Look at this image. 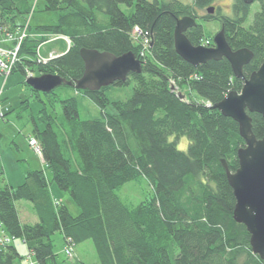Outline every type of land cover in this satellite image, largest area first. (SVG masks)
<instances>
[{
  "label": "trees",
  "instance_id": "16d2710c",
  "mask_svg": "<svg viewBox=\"0 0 264 264\" xmlns=\"http://www.w3.org/2000/svg\"><path fill=\"white\" fill-rule=\"evenodd\" d=\"M33 1L0 0V30L25 29ZM39 1L59 17L48 25L28 23L14 76L23 77L28 69L75 83L85 73L82 49L139 56L133 39L139 34L150 41L149 52L141 58L142 73H131L126 82L94 92L72 88L100 110L95 120H81L77 98L60 101L63 115L54 116L41 93L24 83L39 106L28 140L37 143L47 170H29L17 187L1 178L0 264H22L17 242L27 248L28 264H59L53 239L58 234L66 248L92 242L97 264H264L253 253L246 227L234 219L236 199L222 164L225 160L231 172L239 168L238 150L245 147L239 125L203 104L215 106L231 92L240 94L244 80L225 57L189 64L176 52L174 39L184 17L197 20L186 33L194 47L213 42L202 23H220L233 51L254 54L244 67L249 78L264 61V0H257L261 9L249 28L250 7L243 0H233L231 16L223 14L220 0ZM213 6L216 16L198 19V11ZM38 32L69 37L72 45L42 65L37 50L48 40L33 38ZM170 80L188 102L170 90ZM132 84L129 100L109 98L111 88ZM44 95L50 101L55 92ZM28 102L20 110L30 107ZM11 111L2 108V117ZM249 115L255 136L264 139V118ZM182 138L189 141L186 152L178 149ZM0 176L5 178L1 166ZM133 182H145L152 193L135 207L116 194Z\"/></svg>",
  "mask_w": 264,
  "mask_h": 264
},
{
  "label": "water",
  "instance_id": "95a60500",
  "mask_svg": "<svg viewBox=\"0 0 264 264\" xmlns=\"http://www.w3.org/2000/svg\"><path fill=\"white\" fill-rule=\"evenodd\" d=\"M255 0H244L248 5ZM214 8L209 9L213 14ZM190 17L177 21L174 33L175 50L189 64L197 67L209 61L227 58L233 65L237 79L244 80L241 93H229L219 104L213 106L223 116L233 119L239 125V132L245 141V147L238 150L239 168L231 172L225 160L222 161L228 182L236 199L234 219L246 227L250 234V244L255 255L264 260V139H257L253 132V120L249 114H258L264 118V61L260 68L248 79L243 69L254 58L248 49L233 51L229 46L225 31L222 29L214 38L215 47H194L186 33L196 27ZM81 57L85 64L83 77L75 83L57 75H41L27 79L33 90L51 94L60 87H71L83 91H100L116 82H126L131 73L141 74L143 65L134 53L115 57L108 52L82 49ZM171 91L177 97L188 102L186 96L172 86Z\"/></svg>",
  "mask_w": 264,
  "mask_h": 264
},
{
  "label": "rangeland",
  "instance_id": "374dc122",
  "mask_svg": "<svg viewBox=\"0 0 264 264\" xmlns=\"http://www.w3.org/2000/svg\"><path fill=\"white\" fill-rule=\"evenodd\" d=\"M148 1H154V0H148ZM181 1L185 4L192 3V0H181ZM232 1L233 0H220L218 4L223 9V14L229 16L232 15V7H231ZM259 10L260 7L258 4H255L251 7L250 15L245 25L246 27L251 26V24L254 21L255 14ZM127 13L130 14L131 11ZM203 14L204 13H202L201 15ZM58 17L59 14L57 13L46 12L44 3L38 1L36 13L31 18V25L40 26V25L53 24L57 21ZM202 24L204 26L206 33L207 34L210 33L212 39L220 32V24L218 22H210V23H202ZM24 31L25 30L23 29L15 32H9V34L2 33L0 34V40H5L6 43L10 45L9 46L10 49H12V47L16 48L17 44L15 42L18 41V39L21 36H23ZM37 34L35 33L31 35H33V38L39 40L42 39L44 36L48 38V43L46 44L43 42L41 43L43 47L42 52L44 55L48 54L47 57L62 54V52H65L69 48V46L72 45L70 38L66 36L58 35L53 37L50 34L48 35L39 32ZM49 38H52L51 41L49 40ZM3 48L5 47H3L0 44V59L2 56L1 53H3L1 50H3ZM244 69H243V74H244ZM33 74L38 75V73H33ZM1 75L2 72L0 70V76ZM4 75H6V82L3 85H1L0 82V101L3 99L4 96V102L0 104V112L4 107H6L7 109H11L12 111L9 112L8 115L6 116L8 119L7 121L4 119H0V121L1 123H3V125L10 127H13L12 123L16 124V129L22 132L21 136L26 140L27 145L30 147L29 149H31V151H28L26 149V155H28L32 159L31 167L34 166L36 168L37 167L36 162H39V158H38L39 150L37 148V144L33 145V142H31V140H28L27 137H28V131H31L32 128V117H35L33 110L38 107V98L34 96L33 93L26 86L13 85L11 73ZM39 76L41 75L39 74ZM6 84L10 85V87L7 88V86H5ZM132 91H133V84L129 87H123V88L113 87L108 92V96L112 101L125 102L131 98ZM178 92L183 93L182 91H180V89ZM185 95L186 94H184V96ZM39 97L41 101L45 102L48 105L50 113H52L54 116L62 117L63 115V109L60 101H64L71 98H77L79 103V113L81 120L89 121V120H95L101 118L100 110L90 100L85 98L82 94H78L72 88H68V87L58 88L55 91V96L53 97L50 96V101L48 97H46L44 94H40ZM51 97L52 100L55 101V103H53L52 105H50ZM27 100L29 101L28 103L30 107H26L24 108V110L18 109L21 103ZM8 103H12L13 107L10 108V105H8ZM107 111L110 114L114 113L111 105L108 107ZM5 134L7 136L11 135V133H9V130L7 129ZM9 141L12 142V140ZM188 147H189L188 139L182 138L180 143L178 144V149L182 152H186L188 150ZM26 155L24 157H27ZM45 170L47 169L45 168ZM46 174L48 175V177H50L49 172ZM1 178L5 180L4 177L0 176V183L2 181ZM116 194L124 204H126L127 206L135 207L138 206L143 200L150 197L152 193L149 186L145 182H133L117 190ZM59 196L61 199L63 198V196L60 193ZM64 199H65V203L71 204V200L68 198V195H65ZM28 211L30 214H34L33 208L30 206L28 208ZM53 239L55 240L54 250L58 254L59 264H97V258L93 249L92 242L83 244L77 247V249L76 248L71 249V247L66 248L67 246L63 244L62 235L58 234ZM17 246L23 258L21 263L28 264L27 248L24 245H22L20 242H17ZM68 251L72 253L68 254ZM32 264L35 263L33 262Z\"/></svg>",
  "mask_w": 264,
  "mask_h": 264
},
{
  "label": "crops",
  "instance_id": "0c3cea01",
  "mask_svg": "<svg viewBox=\"0 0 264 264\" xmlns=\"http://www.w3.org/2000/svg\"><path fill=\"white\" fill-rule=\"evenodd\" d=\"M1 45L5 48H9L10 46L7 43H3ZM47 55L48 54H45L44 56L46 57ZM19 81L20 80L18 79L17 82ZM8 105H10V108L13 107L12 103H8ZM20 106L18 107V109H20ZM38 108L39 106L35 108L36 110L34 109L33 111L36 112ZM7 120L8 119H6V121ZM12 126L13 127L5 126L0 121V166L3 168L5 173L4 183L9 184L12 187H17L23 183L24 176L29 170L36 169L45 171V168L47 169V166L39 158V162H36L37 167H31L32 159L28 155H26V149L28 151H31V149H29L30 147L27 145L26 140L21 136L22 132L16 129V124L12 123ZM6 129L9 130V133H11V135L7 136L5 134ZM31 132L32 131H28V137L31 136ZM9 140H12V142ZM25 155L27 157H24ZM1 184H3V182H1L0 185Z\"/></svg>",
  "mask_w": 264,
  "mask_h": 264
},
{
  "label": "built area",
  "instance_id": "2783aa9c",
  "mask_svg": "<svg viewBox=\"0 0 264 264\" xmlns=\"http://www.w3.org/2000/svg\"><path fill=\"white\" fill-rule=\"evenodd\" d=\"M9 34V33H8ZM26 37L25 33L23 34V36H21L18 39V45L14 50H1L3 53L0 59V70L2 72V74H10L14 68V66L16 65V63L18 62V51L20 49V45L23 41V39ZM148 45V44H147ZM6 79V76H5ZM208 106H211L210 104H208ZM37 143L35 141H33V145H36ZM38 148V146H37ZM39 150V148H38Z\"/></svg>",
  "mask_w": 264,
  "mask_h": 264
},
{
  "label": "flooded vegetation",
  "instance_id": "af4514ba",
  "mask_svg": "<svg viewBox=\"0 0 264 264\" xmlns=\"http://www.w3.org/2000/svg\"><path fill=\"white\" fill-rule=\"evenodd\" d=\"M244 1V0H243ZM220 2V1H219ZM232 3H233V1H232ZM245 3V2H244ZM246 4V3H245ZM255 4H258L259 5V7L261 6L260 5V3H258L257 2V0H255L252 4H250V5H248V4H246V5H248L249 7H250V10H251V7L253 6V5H255ZM232 5V4H231ZM213 7H215V11H214V13L213 14H210L208 11H209V9H211V8H207V9H204V10H202V11H198V19H202V18H204V16H206V15H208V14H210V15H214V16H216L217 15V10H218V8H217V6H213ZM220 7V6H219ZM221 8V7H220ZM260 9H261V7H260ZM260 11V10H259ZM258 11V12H259ZM201 12V13H200ZM257 12V13H258ZM202 13H204L203 15H201ZM256 13V14H257ZM255 14V15H256ZM250 15V14H249ZM210 23V22H209ZM220 24V23H219ZM220 26H221V24H220ZM246 27V26H245ZM250 27V26H249ZM249 27H246V28H249ZM223 28V27H222ZM215 43H214V41L213 42H209V43H205L203 46L204 47H206V48H214L215 46ZM202 45H201V47H203ZM250 77V76H249ZM244 84V83H243ZM244 86V85H243Z\"/></svg>",
  "mask_w": 264,
  "mask_h": 264
},
{
  "label": "bare ground",
  "instance_id": "6f19581e",
  "mask_svg": "<svg viewBox=\"0 0 264 264\" xmlns=\"http://www.w3.org/2000/svg\"><path fill=\"white\" fill-rule=\"evenodd\" d=\"M210 8H214L215 9V7H210ZM222 9V8H221ZM222 12H223V9H222ZM208 15H210V14H208ZM211 16H214V15H211ZM195 20V19H194ZM196 22H197V20H195ZM214 22H216V21H214ZM223 28H221V26H220V31L222 30ZM135 38H136V40H137V42L138 43H140L142 46H144V47H147V46H149L150 45V41L149 42H147L146 41V39L145 40H142L141 38H142V35H137V36H135ZM208 42V40H205V41H203L202 42V44L201 45H204L205 43H207ZM148 44V45H147ZM201 45L199 46V47H201Z\"/></svg>",
  "mask_w": 264,
  "mask_h": 264
}]
</instances>
